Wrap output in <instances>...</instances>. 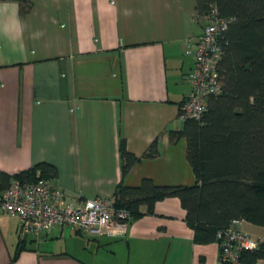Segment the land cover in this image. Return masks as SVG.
Wrapping results in <instances>:
<instances>
[{
	"label": "crops",
	"instance_id": "obj_1",
	"mask_svg": "<svg viewBox=\"0 0 264 264\" xmlns=\"http://www.w3.org/2000/svg\"><path fill=\"white\" fill-rule=\"evenodd\" d=\"M195 0H0V168L54 163L67 202L114 200L122 180L120 140L141 156L124 182L193 184L180 102L201 33ZM158 139L159 153L144 156ZM176 196L132 219L118 233L53 227L19 240V218L0 211V264H222L218 243L194 241ZM253 237L264 226L243 220ZM121 227H119L120 229ZM255 264H264V257Z\"/></svg>",
	"mask_w": 264,
	"mask_h": 264
},
{
	"label": "trees",
	"instance_id": "obj_2",
	"mask_svg": "<svg viewBox=\"0 0 264 264\" xmlns=\"http://www.w3.org/2000/svg\"><path fill=\"white\" fill-rule=\"evenodd\" d=\"M18 1L20 13L26 15L32 0ZM194 8L201 26L212 8L229 19L219 36L222 50L216 67L221 91L207 98L202 117H186L180 129L169 130L171 141L186 138V158L196 180L158 184L144 177L138 185L126 184L124 178L142 157L128 148L122 136V180L116 186L114 204L130 211V221L154 213L158 200L176 196L194 231V241L207 243L217 241V232L233 218L264 226V0H195ZM158 153L155 139L144 156ZM57 176V166L49 161L16 173L0 168V192L14 179L53 180ZM19 233L11 262L27 247V234L20 228ZM260 257H264V241L256 248L243 249L240 264H255Z\"/></svg>",
	"mask_w": 264,
	"mask_h": 264
},
{
	"label": "built area",
	"instance_id": "obj_3",
	"mask_svg": "<svg viewBox=\"0 0 264 264\" xmlns=\"http://www.w3.org/2000/svg\"><path fill=\"white\" fill-rule=\"evenodd\" d=\"M206 19L194 48H185L186 53L193 55L194 64L187 75L190 92L179 105L178 115L182 120L202 117L207 98L221 91L216 63L222 50L219 36L229 19L217 15L213 8ZM0 211L16 215L21 232L37 235L53 227H69L94 234L118 233L131 217L128 209L117 207L113 199L101 195L77 203L67 202L62 187L45 178L36 181L14 179L0 192ZM241 221L233 218L217 232L220 262L240 264L243 249L256 248L264 241V236L253 237L244 231Z\"/></svg>",
	"mask_w": 264,
	"mask_h": 264
}]
</instances>
